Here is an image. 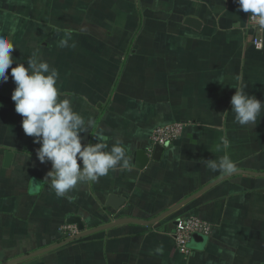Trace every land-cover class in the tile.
<instances>
[{
	"label": "crops",
	"instance_id": "1",
	"mask_svg": "<svg viewBox=\"0 0 264 264\" xmlns=\"http://www.w3.org/2000/svg\"><path fill=\"white\" fill-rule=\"evenodd\" d=\"M89 13L101 14L99 24L69 56L55 41L70 27L79 30ZM251 15L237 0H0V35H11L12 56L27 66L35 54L56 71L65 68L57 88L88 125L82 143L98 139L110 148L119 140L128 160L57 196L45 179L51 163L38 160L40 144L24 133L11 99L13 63L9 80L0 82V239L13 243L6 257L78 231L69 215L80 216L86 229L118 217H157L227 174L204 160L228 155L233 171H264V108L255 124L242 126L230 102L241 86L264 102V47L252 42L264 41V28ZM187 16L201 28L185 24ZM176 121L185 123L182 134L155 151L153 129ZM138 149L149 155L142 168ZM6 151L14 153L9 166ZM111 194L125 198L118 210L107 204ZM190 214L212 228L205 247H190L186 260L173 233ZM75 242L19 264H264V176L235 172L157 222L121 224Z\"/></svg>",
	"mask_w": 264,
	"mask_h": 264
},
{
	"label": "clouds",
	"instance_id": "2",
	"mask_svg": "<svg viewBox=\"0 0 264 264\" xmlns=\"http://www.w3.org/2000/svg\"><path fill=\"white\" fill-rule=\"evenodd\" d=\"M239 8L250 12L261 28H264V0H237ZM16 29H10L14 34ZM70 35L58 42L61 48L68 47ZM15 49L11 35H0V82L9 80L8 70L15 83L11 99L16 113L22 116V128L26 135L40 144L36 156L41 163L50 162L51 170L45 179L57 196H65L78 183L95 182L118 165L127 166L128 160L122 142L116 140L109 148L105 143H82L81 133L88 131L85 119L75 112L72 101L60 99L57 88L58 72L47 61L36 57L18 63L12 56ZM231 97V111L240 125H253L264 108V102L245 91L235 88ZM2 107V105H0ZM227 147V143H225ZM79 161V163H78ZM213 171L231 173L235 163L228 155L218 160H204Z\"/></svg>",
	"mask_w": 264,
	"mask_h": 264
},
{
	"label": "water",
	"instance_id": "3",
	"mask_svg": "<svg viewBox=\"0 0 264 264\" xmlns=\"http://www.w3.org/2000/svg\"><path fill=\"white\" fill-rule=\"evenodd\" d=\"M185 24H187L188 26H191L195 29H200L202 26V21L196 17L193 16H187L185 18ZM164 149V147L162 145L157 144L155 147V151H162ZM13 152L12 151H6L5 153V165L9 166L13 157ZM135 157L137 158L136 161V166L139 168H142L145 166V164L147 163V161L149 160V155L147 154V152L144 149H138L135 152ZM235 172L237 173H250V174H258L261 176H264V171L261 172H255V171H250V170H237L231 173H227L224 176L216 179L215 181L207 184L206 186H204L201 191L192 194L191 196H189L187 199H185L184 201L178 203L177 205H175L174 207H172L171 209L164 211L163 213H161L160 215H158L157 217H154L152 219H141V218H137V217H118L112 221H110L109 223L106 224H102V225H98L95 226L93 228L90 229H86V225L85 222L83 221V219L78 216V215H69L67 218V223L69 224H76L78 231L77 233L66 237L65 239H63L62 241L55 243L53 245H50L48 247L42 248V249H38L29 253H26L24 255H20L18 257H13L11 259L2 261L0 264H14L16 262H19L21 260H24L28 257L37 255V254H41L47 250H50L52 248H55L57 246L60 245H64L66 243H69L71 241H74L76 239L82 238L88 234H92L94 232L100 231V230H104V229H108L117 225H121V224H126V223H138V224H152L154 222H157L159 220H161L163 217H165L167 214H169L171 211L177 209L178 207H180L181 205H183V203L188 202L189 200H191L192 198H194L195 196H197L200 192H203L205 190H207L209 187L213 186L214 184H216L217 182L221 181L224 178H227L229 176H231L232 174H234ZM125 202V198L121 197L119 195H114L111 194L108 197V201L107 204L110 205L111 207H113L114 209L118 210L121 206L122 203ZM208 239V235L204 234V233H200V232H194L191 236V241L189 243L190 247H199V248H204L205 244L207 242Z\"/></svg>",
	"mask_w": 264,
	"mask_h": 264
},
{
	"label": "built area",
	"instance_id": "4",
	"mask_svg": "<svg viewBox=\"0 0 264 264\" xmlns=\"http://www.w3.org/2000/svg\"><path fill=\"white\" fill-rule=\"evenodd\" d=\"M252 22L255 19L250 16ZM253 46L261 50L264 47V41L261 37L255 36L253 38ZM185 123L182 121H176L164 125H158L153 129L151 140L153 145L168 146L174 140H176L183 131ZM69 228V227H66ZM211 226L207 221L201 218L199 215L190 214L181 219H179L175 226V231L173 233L176 246L179 252L183 254L190 253V240L194 232H200L204 234H210ZM69 230V235L77 233L76 228ZM71 233V234H70Z\"/></svg>",
	"mask_w": 264,
	"mask_h": 264
},
{
	"label": "rangeland",
	"instance_id": "5",
	"mask_svg": "<svg viewBox=\"0 0 264 264\" xmlns=\"http://www.w3.org/2000/svg\"><path fill=\"white\" fill-rule=\"evenodd\" d=\"M84 7H85V5H84ZM100 17H101L100 13H89L88 17L85 16L84 20L82 19L80 21V28H78L79 30H77L76 27H74V28L70 27L69 31L67 29H65L68 32L63 34V37L59 40H56L55 42H57V41L59 42L60 40L65 39L66 34L70 35V39L68 40V45H69L68 46V52L70 53L69 56L77 55L80 43L82 41H84V39L86 40V35L89 34V32L92 30L91 28L96 29L97 25L99 24V20H100L99 18ZM87 21H90V23ZM148 25L153 26V33H154L153 38H154V40L155 41L160 40L162 42V36L159 34L160 31L155 27V25H152L151 23H148ZM105 31H106L105 29H103V31H102V33H104L102 35H104V36H106ZM118 32H120V31L118 30ZM146 35H149V33H145L144 36H146ZM117 36H118V34H117ZM53 37H54V35H53ZM135 41H136V39H135ZM60 68L61 67H59V69ZM86 68H88V67H86ZM64 69L65 68H62L61 70L66 73V70H64ZM78 69H80V68H78ZM61 70L57 71L58 72V80H57L58 84L60 83V75H62ZM1 241H2V239H0V262L9 259L8 257H6V254H7L8 250L12 249V244H13L12 242H9V241L8 242L7 241L1 242ZM75 241H77V239L74 241H71L69 243L74 244ZM75 243H77V242H75ZM65 245L66 244L62 245L61 247L65 248L67 250L68 247ZM190 254L191 253L184 254L186 260H188V258L190 257ZM25 263L26 262H22V264H25ZM15 264H19V262L15 263Z\"/></svg>",
	"mask_w": 264,
	"mask_h": 264
},
{
	"label": "trees",
	"instance_id": "6",
	"mask_svg": "<svg viewBox=\"0 0 264 264\" xmlns=\"http://www.w3.org/2000/svg\"><path fill=\"white\" fill-rule=\"evenodd\" d=\"M137 32H135L134 33V35H133V37H132V41H134L135 40V34H136ZM255 171V170H254ZM69 235H64V237H61V238H59L56 242H59V241H62L64 238H66V237H68Z\"/></svg>",
	"mask_w": 264,
	"mask_h": 264
}]
</instances>
